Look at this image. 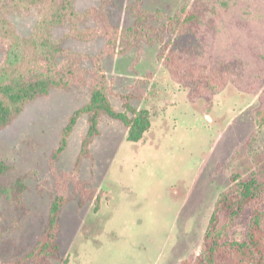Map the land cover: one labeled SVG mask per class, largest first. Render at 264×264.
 Masks as SVG:
<instances>
[{"label": "rangeland", "instance_id": "rangeland-1", "mask_svg": "<svg viewBox=\"0 0 264 264\" xmlns=\"http://www.w3.org/2000/svg\"><path fill=\"white\" fill-rule=\"evenodd\" d=\"M102 1H74L82 30L128 29L134 23V8L173 16L194 3L118 0L107 18ZM52 2L0 0V65L4 48L36 32ZM215 23L218 29L201 30V42L183 44L204 56L244 58L249 62L248 77L241 78V86L229 80L222 91L195 100L190 98L191 86L175 81L158 58L161 44L141 42L111 54L105 37L84 40L75 37L69 24L52 27L54 41L72 51L67 57L79 78L89 84L93 76L104 77L117 109H123L120 96L129 95L136 108L150 111L152 124L142 140L131 142L122 123L102 116L100 134L91 144L93 158L84 159L76 171L87 117L78 121L60 158L53 160L51 154L68 117L88 101V87L53 91L27 105L0 132V158L14 167L1 180L7 190L0 213V264H9L33 247L47 217L50 194L64 191L73 177L92 185L96 197L84 205L72 200L63 209L57 242L66 264H180L200 251L230 175L247 174L250 162L264 152V126L251 146H244L256 129L252 112L264 95V80L253 75L264 71V0L234 1ZM172 39L166 35V41ZM22 50L25 54L24 45ZM26 52L23 71L31 70L37 58L32 49ZM20 175L27 176L29 214L19 220L9 186ZM239 223L241 235L244 221Z\"/></svg>", "mask_w": 264, "mask_h": 264}, {"label": "trees", "instance_id": "trees-1", "mask_svg": "<svg viewBox=\"0 0 264 264\" xmlns=\"http://www.w3.org/2000/svg\"><path fill=\"white\" fill-rule=\"evenodd\" d=\"M74 1L53 0L36 32L27 37L16 38L4 48L5 60L0 65V132L13 124L31 102L47 98L53 91L88 87V101L68 117L60 132L59 144L51 154L53 160L60 158L68 148L78 121L87 117V132L75 161L76 171L80 170L84 159L93 158L91 144L100 134L102 116L122 123L127 132V140L138 142L151 128V115L147 109L136 108L129 95L120 96L123 109H117L104 77L93 76V83L89 84L79 78L67 57V53L72 51L54 41L52 27L69 24L75 37L84 40L105 37L111 54L116 51L123 53L141 42L161 44L158 58L167 66L175 81L191 86V100L198 97L210 98L213 93L222 91L229 80L241 86V78L244 75V79L248 77L246 70L249 62L244 58L204 56V53L190 50L187 47L189 44H183L193 40L201 42V30L204 27L218 29L216 16L229 9L232 2L239 0H194L193 4L185 5L173 16L134 8V23L131 27L121 30L107 28L105 32L98 33L95 28L82 30L79 27V14L75 11ZM117 1H102L107 18L110 16V6ZM248 6L249 4L246 5ZM166 35H172L174 39L166 41ZM27 47L33 50L32 53L37 58L33 61L31 70L23 71L21 66L29 54L26 52ZM63 57L64 60H61ZM253 75L264 80V71L261 69ZM258 89L259 86H256L254 91ZM259 101V107L252 112L256 129L245 140L246 148L255 140L259 128L264 126L263 94ZM255 159L250 162L247 174L233 172L230 175V186L219 195L215 203L200 251L188 256L180 264H264V152ZM12 171L14 167L0 158V213L4 203V190H7L5 185L2 186L1 180ZM26 179V175H20L9 186L11 200L13 199L11 203L19 220L29 214L25 201V193L29 189ZM95 193L92 185L77 177L66 184L64 191L55 190L51 193L47 217L38 240L27 253L9 260V264H53L52 260H60L66 264L67 258L60 256L57 242L62 228L60 218L63 209L72 200H78L79 205H84L95 199ZM96 204L98 208V198ZM241 220L244 221L243 232L238 235L237 227L241 226Z\"/></svg>", "mask_w": 264, "mask_h": 264}]
</instances>
